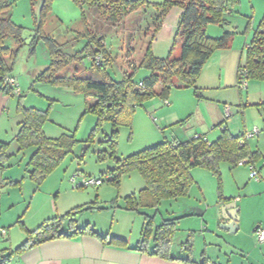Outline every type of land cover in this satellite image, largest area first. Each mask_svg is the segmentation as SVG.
<instances>
[{"label": "rangeland", "instance_id": "374dc122", "mask_svg": "<svg viewBox=\"0 0 264 264\" xmlns=\"http://www.w3.org/2000/svg\"><path fill=\"white\" fill-rule=\"evenodd\" d=\"M11 1L13 4L8 10V14L17 24L26 28L27 45L21 49L14 67L9 72L14 77L20 92H22L21 97L7 89L9 84L3 89V83L0 81V163L4 166H0V175H3L4 182H8L6 180L8 177L21 179L27 175L26 167L34 148L20 150V145L16 139L20 130V122L24 117V108L49 109V119L44 124V131L48 137L56 138L64 133L70 134L77 129V139L79 140L74 153L70 154L39 187L31 181L37 188H40L33 202L34 205L31 207V212H34L36 203L38 206L42 205L44 211L51 200H55L60 207L58 212H55L58 214L54 216L65 215L83 203L97 202L99 206L106 208L79 212L77 225H86L84 221L85 217L88 216L94 221L97 220L98 229L104 231L105 234L108 231H111V236L114 233L130 234L131 231L133 241L137 242L140 237L139 221L144 216L128 213L122 206L125 204L126 196L137 193L145 187V180L138 171H132L122 177L119 186L108 182L107 171L116 166V160L112 154L115 157L124 158L164 140H173L176 137L184 140L197 134L205 135L206 138L214 140L220 135L219 125L226 120L219 113L218 106L224 107L225 103L227 106L224 109L228 108L233 115H238L241 123H245L244 119H246L247 125L250 127L248 132L255 127L260 130L258 137L249 140L252 149L258 150V148L264 147V110L254 105L256 97L258 98L260 95L258 91L264 88V81L248 79V87L240 89L238 77H235L236 90L230 91L231 89H229V92H225L216 88L199 89L203 99L197 96L193 88L188 87L174 86L167 95L157 94L135 108L130 124L118 125V132L115 137L117 144L111 146L109 142L105 141L107 136L109 138L112 134V123L102 121L98 130H95L99 122L97 114L85 113L87 106L94 102L92 98H85L67 87L52 86L36 80L37 75L50 63L43 42H39L36 51L30 53L29 44L34 38L33 34H36L39 28L37 18L40 14L41 0L36 6H33L30 0ZM262 2V9L259 14V4H261L259 1L256 10H254L251 8V0H239L238 9L240 12L231 15L229 24L222 26L212 23L207 27L209 28L207 33L210 36L216 35V32L211 31L212 29L218 30V34H220L212 37H221L226 31L233 32L230 50L236 53L238 58L241 56V63L245 61L246 45L253 39L254 27L264 13V0ZM152 20V14L143 7L135 12L120 16L119 20L114 22L104 14L101 8L95 7V5H80L75 0H54L51 11L43 24V31L57 42L68 44L65 51L70 54H76L82 50L90 41L91 33L103 35L107 50L112 57L111 65L108 66L110 76L119 81L123 79L125 73L135 72V80L139 81L151 74L147 75L148 70L145 68H134V66L140 62L147 45L151 41V32L149 36H146L145 29L154 27ZM234 39L237 40L235 45H233ZM6 45L12 49L17 48L12 37L6 40ZM79 62H72L59 75H73L80 70L81 72L87 70L88 74L100 75L98 69L92 68L87 60L85 64ZM224 113L225 116L229 115L226 110ZM181 121L182 124L171 125V122L176 124ZM92 134L94 142H86ZM4 144L7 145L2 149ZM1 150L6 151L7 157H2ZM247 166L246 168H248ZM237 167H232L227 162L220 164L223 185L220 189L223 193L230 194L237 190L236 175L233 173V169ZM76 174L81 176L101 175L105 181L100 186L76 189L72 187L71 179ZM192 174L195 181L200 182V185L203 186L204 195L207 199H211L213 192L214 195L217 194L218 180L210 170L204 167H195L192 169ZM197 182L191 188L190 195L187 196L189 199L182 197L163 201L159 206L163 217H167V211L180 212V208L184 207L186 200L198 211L202 208L196 200H203ZM66 188H71L76 192L77 200L70 198L63 202ZM113 200L116 202L114 203ZM78 201L79 203H77ZM143 212L153 214L155 210L146 208L143 209ZM195 218L183 219L177 225L178 229L172 249L176 255H185V253L180 252L178 245L187 240L186 236H188L189 231L186 229L194 227ZM159 222L157 219L156 224ZM216 228H218L216 222L209 225V230ZM62 229L68 231L67 227ZM192 242L195 245V239ZM199 251L200 248L197 245L194 257L199 254ZM11 262L8 263L11 264Z\"/></svg>", "mask_w": 264, "mask_h": 264}, {"label": "trees", "instance_id": "16d2710c", "mask_svg": "<svg viewBox=\"0 0 264 264\" xmlns=\"http://www.w3.org/2000/svg\"><path fill=\"white\" fill-rule=\"evenodd\" d=\"M53 1L41 0L40 14L37 18L39 28L37 33L33 34L34 38L29 44L30 53H34L38 43L43 42L50 58V63L37 75L36 80L52 86L67 87L85 98H92L94 102L87 106L85 113L97 114L99 122L95 130H98L102 121L112 123L111 138L107 136L106 141L104 140L111 146L117 144L115 137L118 125L130 124L135 108L157 94L167 95L174 86H177L193 88L197 96L202 97L197 81L204 66L216 51L229 49L233 37V32L230 31H226L221 37H212L207 33V27L212 23L222 26L229 24L231 13L233 11L238 13L239 2V0H165L161 4H154L153 7L156 10V13L152 15L154 27L145 29L146 36H149L151 32V40L160 30L164 17L172 7L178 6L183 9L177 31V37H180L182 42L181 54L178 58H172L171 55L167 58L157 57L153 53L152 43L149 42L140 62L134 68H145L151 74L137 81L135 72L125 73L123 79L117 81L108 72L112 57L107 50L103 35L91 33L88 44L76 54H70L65 51L68 44H61L44 33L43 24L51 11ZM75 1L80 5L88 4L101 8L104 14L114 22L118 21L120 16L135 12L147 5L146 0ZM30 2L36 6L40 0H30ZM12 4L11 0H0V81L3 83V89L9 84L6 81L7 77L14 79L9 72L14 67L21 49L27 45L26 28L17 24L10 15H6ZM85 22L87 23L86 19ZM10 37L14 39L17 45L16 49L6 45V40ZM98 57L101 58L100 62L97 60ZM86 60L92 68L98 69L99 76L87 73L84 75L83 73L59 75L72 62L80 61L79 63L85 64ZM244 74L248 79L264 81V16L254 31L252 41L246 47L245 61L238 68V82ZM159 85L162 87L160 90L157 89ZM7 89L16 93V88L11 85ZM255 105L264 110V102ZM48 110L24 108V117L20 122V130L16 136L20 150L34 148L26 172L38 187L70 154L74 153V149L79 143L77 129L70 134L64 133L56 138L48 137L45 134L44 124L49 119ZM182 123L181 121L173 125ZM223 123L220 124V127L223 126ZM247 132L235 135L227 127H224L221 129L220 135L213 141L207 139L205 135L197 134L188 140H164L124 158L115 157L112 154L116 160V166L107 171L108 182L119 186L122 177L132 171H138L145 180L144 188L138 193H132L125 197L124 209L145 215L142 239L133 249L146 251L151 255L176 259L171 253V246L178 229L177 221L180 218L165 220L162 224L157 225L154 214L148 215L143 212V209L152 208L159 211L162 201L187 197L196 183L192 174V169L195 167H204L217 177L219 185L217 194L220 201H225L226 198L220 189L223 186L220 164L227 162L232 167H236L241 166V161H245L242 166L249 163L251 167L256 168V162L262 158L259 150H251L247 142L250 139L246 137ZM86 142H94L93 134ZM6 145L4 144L2 149ZM1 154L2 157H7L6 151L1 150ZM76 175L79 176L78 178H100L102 180L100 185L105 181L101 175ZM8 183L21 185L22 180H9ZM73 186L77 189L91 187L83 185L76 187L74 184ZM113 202L115 203L116 200ZM94 209L102 210L104 208L97 202L85 203L71 209L65 215H56L45 219L35 229L29 230L23 226L27 234L25 241L8 253L6 250H1L0 264H7L14 255L60 237L88 234L98 236L111 244H127L126 239L110 234H100L90 224L82 227L77 225L79 212ZM66 221L68 222L66 223ZM18 222L23 224L22 218ZM65 226H69L68 231H63L62 228ZM193 234L194 232L191 231L189 238L183 243V246L188 250L193 246ZM6 253L7 255H5Z\"/></svg>", "mask_w": 264, "mask_h": 264}, {"label": "crops", "instance_id": "0c3cea01", "mask_svg": "<svg viewBox=\"0 0 264 264\" xmlns=\"http://www.w3.org/2000/svg\"><path fill=\"white\" fill-rule=\"evenodd\" d=\"M146 1L147 5L143 6V8L153 15V13H156L153 5L161 4L165 0ZM258 1L261 4H259ZM262 3V0H251V8L256 10L257 5L259 4L260 14ZM237 10L239 13L240 10L238 7ZM182 13L183 9L175 6L172 7L164 17L160 30L154 39L150 41L152 43V50L155 56L160 58H167L169 55H171L172 58H178L180 56L182 42L180 37H177V31ZM234 13L236 12L233 11L231 15ZM6 15H9L8 12ZM263 16L264 13L260 21ZM260 21L256 27H254V31L258 27ZM208 30L209 28H207V32ZM211 31L216 32V35L211 36L220 35L218 34V30L212 29ZM236 43L237 40L234 39L233 45ZM230 48L216 51L212 58L207 62L197 81L199 89L209 90L216 88L225 92H229V89H231L230 91H232V89L236 90L235 77H238L239 65L243 63H241V56L238 58L237 54L231 52ZM227 67H229V69H227ZM77 73L88 74L87 70H82V72L80 70V72H76V74ZM150 73L151 72L148 71L147 75ZM257 85L260 86L263 84ZM161 88V85L157 86V89L160 90ZM258 93L260 95L258 98L256 97L254 105L264 102V88L260 89ZM201 98L203 99V97ZM226 106L227 105L225 103L224 107ZM224 107H221L220 105L218 106L219 113L226 119L224 120L223 126L220 127L219 125L220 131L222 128L227 127L235 135L247 132L250 127H248L246 119H244L245 123H241L240 117L236 114L233 115L232 111L230 112V115L225 116ZM258 110L261 111V109ZM173 124L174 123L171 122V125ZM259 134L260 130L256 136L247 140L251 150L253 151L256 149H252V145L249 143V140L258 137ZM190 138L184 140H188ZM175 139L181 140L178 137ZM258 150L262 154V158L255 164L259 179L257 180L251 177V164L249 163L233 169V173L236 175L235 182L237 190L230 194L223 193L226 198L225 201H220L219 196L216 193L214 195V192L211 194V199H207L204 195L203 186L200 185V182L198 183L196 181L200 187L203 199L196 200L203 209L200 208L198 211V209L193 208L192 204L190 202L188 203L186 200L183 205L184 207L180 208V212L167 211V217H163V213L160 208L159 211L153 212L155 222L157 223V219H159V224H162L165 220L180 218L177 221L178 225L183 219H192V217H196L195 225H193L194 227H188L189 229H186L189 233L191 231L194 232L192 239H195V245H193L189 250L187 247L185 248L183 246L185 241L178 245L180 252L185 253L184 256L176 255V253L172 251L174 248V241L171 246V253L174 257H176V259L165 258L159 255H151L149 252L133 249L142 239V229L145 224V215L140 212L124 209V204L122 208L128 211V213L136 215L141 214L144 216V218L139 221L140 237L137 239V242L133 241L134 239L131 231L130 234L114 233V236L127 240V244L124 245L111 244L107 241H103L98 236L88 234H80L73 237H60L36 245L21 254L14 255L10 260H8V262L12 261L11 264H264V242L257 241L255 235L257 229L264 228V166L263 162H261L264 160V147H261L260 149L258 148ZM0 166L3 165L0 164ZM246 166L248 168H246ZM6 180H22L21 185H9L8 182H4L3 175H0V227L7 229L5 234H0V251L6 250L8 253L9 251L16 249L25 241L27 237L25 228L29 230L35 229L45 219H47L48 216L51 217L58 214L55 212H58L60 207L55 200H51L52 203L50 202V204H48L49 208L48 206L44 208L45 212L43 211L42 205L38 206L37 203L34 206V212H31V207L34 205L33 202L40 188H37L36 185L31 182L32 180L29 178L28 174L21 177V179L8 177ZM7 185L12 187L8 188L9 186ZM72 187L75 188L74 186ZM64 195L63 202L68 201L70 198L72 200H77L76 192L71 188H66L64 190ZM185 199L189 198L185 197ZM233 202L236 203L239 221L236 231L230 232L222 226L231 222V219L228 216V211L233 214L236 212L232 208H229L231 206L229 204ZM77 203H79V201ZM101 207L104 209L106 208L105 206ZM147 214L150 215L149 213ZM21 218L23 224L18 222ZM85 218L84 222L86 225L90 224L97 230V232L105 234L104 231L98 229L97 220L94 221L88 216ZM213 222L218 224V228H216L217 230L214 229L215 231L209 230V225L213 224ZM80 226L82 227L85 225ZM65 227L69 229V226ZM110 232L108 231L107 234H111ZM186 238H189V234ZM197 245L199 246L200 251L199 254L194 257V254L197 251ZM7 253L5 255H7ZM8 262L7 264H9Z\"/></svg>", "mask_w": 264, "mask_h": 264}, {"label": "built area", "instance_id": "2783aa9c", "mask_svg": "<svg viewBox=\"0 0 264 264\" xmlns=\"http://www.w3.org/2000/svg\"><path fill=\"white\" fill-rule=\"evenodd\" d=\"M98 62L101 61V58L98 57L97 58ZM6 81L13 87L16 88V93L19 94L20 93V89L17 87L16 81L14 79H10V78H6ZM238 86L240 89H246L248 87V78L246 77V75L244 74V76H242L239 79L238 82ZM228 114L230 115L229 109L226 108L225 109ZM227 114V115H228ZM259 132V129L257 127H255L253 130L247 132L246 137L247 138H251L253 136H256L257 133ZM245 161H241L240 164L242 165ZM263 166H264V162H263ZM252 171H251V177L255 178V179H259L258 177V171L256 168L251 167ZM72 182L73 184L77 187V186H97L100 185L102 183V180L100 178H95V177H83V178H78V175H74L72 178ZM7 232L6 228H2L0 227V234H5ZM256 235V239L259 242H264V228H259L256 230L255 232Z\"/></svg>", "mask_w": 264, "mask_h": 264}, {"label": "water", "instance_id": "95a60500", "mask_svg": "<svg viewBox=\"0 0 264 264\" xmlns=\"http://www.w3.org/2000/svg\"><path fill=\"white\" fill-rule=\"evenodd\" d=\"M229 205H231L229 208L235 210V214H233L232 212L228 211V216L231 219V222L227 223L226 225L222 226L223 228L229 230L230 232H235L238 226V221H239V217L237 215V207H236V203H230Z\"/></svg>", "mask_w": 264, "mask_h": 264}]
</instances>
